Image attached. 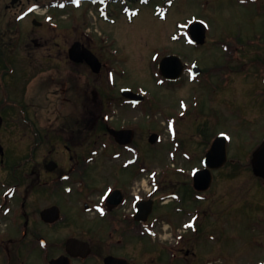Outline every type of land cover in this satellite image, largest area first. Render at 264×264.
Segmentation results:
<instances>
[{
	"label": "flooded vegetation",
	"instance_id": "flooded-vegetation-1",
	"mask_svg": "<svg viewBox=\"0 0 264 264\" xmlns=\"http://www.w3.org/2000/svg\"><path fill=\"white\" fill-rule=\"evenodd\" d=\"M151 1L48 0L40 14L38 0H0V264H178L180 251L175 247L182 238L163 247L156 243L160 235H154L153 228L196 227L200 206L211 197L202 198L206 192L191 188L185 192L186 185L178 184L187 176L179 164L193 158L183 155L176 128L164 157L167 162L155 172L149 167L150 149L162 143L164 135L150 131L152 112L135 111L148 102L147 111L150 99L135 103L123 93L140 91L121 85L113 36L87 26L90 17L109 28L115 27L118 15L130 22L137 4ZM250 2L264 12V0ZM36 28L43 33L38 39ZM177 31L179 46L184 45V28ZM49 33L64 37L63 43L52 45ZM223 40L216 47L226 64L210 76L201 71L189 80L202 86L218 77L215 93L235 86L238 97L247 98L244 79L257 101L255 108L264 110V63L254 61L251 78L232 65L242 60L243 49H264V34L255 42ZM56 49L63 61L57 59ZM189 71L185 65L184 75ZM183 78L161 82L169 89ZM193 113L197 141L208 150L218 136H226V146L220 147L230 148L232 130L211 128L219 113ZM229 115L237 119V127L250 122L240 111ZM184 116L163 112L166 133ZM153 133L159 135L155 145L150 142ZM254 134L257 148L264 136L257 143ZM207 150L195 159L202 163ZM214 209V218L212 213L204 224L214 221Z\"/></svg>",
	"mask_w": 264,
	"mask_h": 264
},
{
	"label": "rangeland",
	"instance_id": "rangeland-1",
	"mask_svg": "<svg viewBox=\"0 0 264 264\" xmlns=\"http://www.w3.org/2000/svg\"><path fill=\"white\" fill-rule=\"evenodd\" d=\"M47 1L38 0L42 5L41 10L38 11L40 14L45 13L44 7ZM169 1L153 0L149 5L144 6L137 4L134 18L127 22L123 15H118L114 28L98 25L92 17L87 22L91 31L93 29L98 31L96 30L98 27L113 36L117 57L121 61L120 74L123 79L121 85L132 86L151 94L150 104L153 105L148 109L152 110V116L148 118L151 121L150 131L164 135L163 142L150 149L153 164L149 167L153 171L162 168L167 162L164 157L170 149L169 139L172 128L168 130L167 135L162 122L163 112L168 115L170 112H173V115L175 112H188L176 127L173 125L177 129V138L183 145L185 156L192 155L193 158L190 162L182 160L183 163L179 164L188 173L193 166L198 165L195 158L202 156L208 148L207 144H202L199 142L201 139L197 141L195 137L193 112H217L219 114L212 121L211 128L216 131L232 130L230 137L233 141L228 154L234 159H231L232 163L214 174L213 183L205 193L211 199L200 206L198 232L193 236L189 232L167 229L162 225L153 228L154 234L160 235L156 243L163 247L169 246L181 235L182 240H178L180 244L175 247L176 252L180 251L178 264H264V183L261 184V180L255 178L250 167L251 153L256 147L253 133H255L254 137L258 138L257 143L260 141L259 137L264 136V110L255 108L254 104L257 101L252 98L251 91H248L246 80L243 79L242 89L245 92L243 96L248 99L239 98L236 92L238 88L235 89V86L218 91V94L215 93L213 90L219 83L218 77L211 78L210 83L202 86L190 83L185 77L180 84L169 89L160 87L154 82L157 62L162 56L174 52H177L186 64L195 61L209 76L212 75L218 66L226 64L222 52L216 45L225 38L235 37L249 42L258 34H264V12H261L258 4L251 3L250 0H174L167 5ZM261 6L263 9L264 4ZM191 16L199 20L203 19L209 28L207 44L200 49L187 46L186 37V45L179 46L177 41H172L176 38L171 40V37H177L176 29L186 26V19ZM60 22L64 28L67 27L63 17L60 18ZM41 32L42 30L36 28L37 39L43 34ZM49 37L52 39V45L62 44L64 40V37L56 38L52 34ZM38 49L42 53L46 50V48ZM240 54L242 60L232 65L243 69V76L247 75L251 78V74L254 76L256 72L254 61L258 59L259 62L264 63V49L247 47ZM44 55L47 56V53ZM56 57L60 61L64 60L61 52H58ZM232 81L233 77L229 82ZM254 88L255 84H253ZM220 93L224 95L219 96ZM194 102L198 107L192 106ZM252 105L256 110L251 108ZM147 107L142 106L135 112H145ZM239 111L244 113L246 120L250 122H241L237 127V119L230 118L229 112ZM188 173L178 183L186 185L185 192L192 189ZM216 207L217 215L214 221L204 224L211 221L212 213L214 218ZM184 219L187 220V216ZM209 236L215 237L216 240H210ZM185 252H189L190 255L186 256ZM153 256L154 259L157 257ZM152 263H155V260Z\"/></svg>",
	"mask_w": 264,
	"mask_h": 264
},
{
	"label": "water",
	"instance_id": "water-1",
	"mask_svg": "<svg viewBox=\"0 0 264 264\" xmlns=\"http://www.w3.org/2000/svg\"><path fill=\"white\" fill-rule=\"evenodd\" d=\"M198 27L199 26H197V25L194 26V28L197 29V31L195 34H194V32H192V38L196 43L202 44L204 42V32L201 29H199L200 27L199 28ZM173 62H175V58L174 57H168V58H165L160 64V71H161L162 75L165 76L166 78L176 79L180 75L181 67L178 66V68L175 69V67H173ZM216 145L214 144L212 146V149L210 150V152L207 154V157H210V160L212 158H214L216 155V150L218 148ZM218 150L222 151L220 148H218ZM224 161H225V153L223 151L222 161L218 162L216 167H218L219 165H222L224 163ZM208 165H209V167H213L214 163L210 162ZM252 168H253V172L256 176L264 179V145H262L254 153L253 161H252Z\"/></svg>",
	"mask_w": 264,
	"mask_h": 264
}]
</instances>
